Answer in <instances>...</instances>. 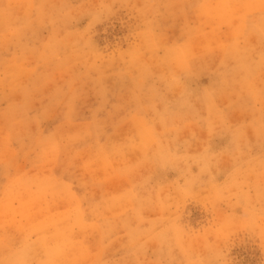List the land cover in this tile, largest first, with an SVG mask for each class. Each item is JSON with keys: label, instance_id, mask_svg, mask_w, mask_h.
I'll use <instances>...</instances> for the list:
<instances>
[{"label": "rangeland", "instance_id": "1", "mask_svg": "<svg viewBox=\"0 0 264 264\" xmlns=\"http://www.w3.org/2000/svg\"><path fill=\"white\" fill-rule=\"evenodd\" d=\"M91 2L3 0L0 264L183 260L264 192L261 0H192L195 35L144 26L154 0L99 21ZM231 251L264 264L248 233Z\"/></svg>", "mask_w": 264, "mask_h": 264}, {"label": "clouds", "instance_id": "2", "mask_svg": "<svg viewBox=\"0 0 264 264\" xmlns=\"http://www.w3.org/2000/svg\"><path fill=\"white\" fill-rule=\"evenodd\" d=\"M86 4L91 5V7H84V11L97 21L102 18L115 16L125 8H128L130 11L135 9V4L131 0H92L91 3ZM191 4L192 0H154L152 4L145 5L142 12H138L137 9L135 11L143 17V25L145 26L147 22L148 26L152 28H159L161 26L160 17L183 18L185 28L192 35H195L196 29L192 26L191 20L189 19L190 12L194 11L195 14L198 11L203 12L209 5L198 3L195 7H189ZM6 9L3 0H0V11ZM259 13L260 17L257 27L262 38H264V0H261ZM132 32L134 31H130V33ZM85 47L91 50L90 45L85 44ZM262 61H264V56H262ZM196 194L195 186H189L186 190L178 191L177 196L183 200ZM167 223L170 234L176 231L178 225H183L185 229L190 230L188 226L181 223V217L178 213L173 214ZM241 233L250 234L257 242L261 251H264V192L260 194L259 206L250 204L246 208L245 215L230 217L228 219L226 234L216 235L215 241L207 245L206 248L199 249L193 246L191 249L185 250L186 259H163L155 261L154 264H236L231 258L230 253ZM171 251L172 245L169 243L170 255ZM5 264H21V262L8 260Z\"/></svg>", "mask_w": 264, "mask_h": 264}]
</instances>
